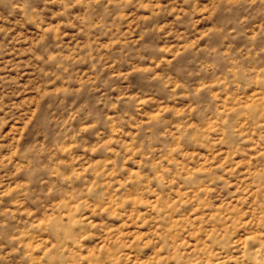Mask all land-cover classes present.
Segmentation results:
<instances>
[{"label":"rangeland","instance_id":"rangeland-1","mask_svg":"<svg viewBox=\"0 0 264 264\" xmlns=\"http://www.w3.org/2000/svg\"><path fill=\"white\" fill-rule=\"evenodd\" d=\"M0 264H264V0H0Z\"/></svg>","mask_w":264,"mask_h":264}]
</instances>
